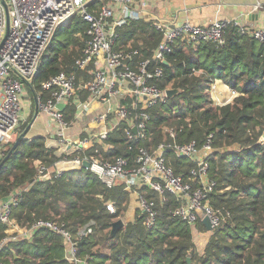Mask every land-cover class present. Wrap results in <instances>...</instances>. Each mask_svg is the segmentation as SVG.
Returning a JSON list of instances; mask_svg holds the SVG:
<instances>
[{"label": "trees", "instance_id": "obj_1", "mask_svg": "<svg viewBox=\"0 0 264 264\" xmlns=\"http://www.w3.org/2000/svg\"><path fill=\"white\" fill-rule=\"evenodd\" d=\"M85 30L86 24L77 18L57 32L42 58L34 82L37 90L52 76L76 73L74 62L82 50L77 35ZM120 37L125 48L139 50L142 58L150 57L161 40L154 22L152 26L141 21L123 28ZM224 38L222 46L177 45L166 55L167 65H159L162 78L157 85L178 89L180 94L153 107L144 142L150 149L170 141L172 132L177 143L195 140L202 144L213 135V147L219 152L210 161L208 176L216 182L210 204L229 213L223 225L210 231L203 223L190 226L170 215L172 203L161 205L156 199L157 222L146 230L134 197L120 186L106 189L86 170L85 174L68 172L52 184L38 183L34 163L50 166L56 157L53 149L44 146L43 137H34L21 141L0 167V199L23 190L9 222L0 223V243L8 239L0 251L1 263L69 264L63 239L48 230L22 239L36 222L51 221L72 235L90 223L93 233L102 234L103 251L93 252L97 245L93 234L79 244L78 256L86 258L87 264H264V144L260 142L264 133V44L236 28L227 29ZM192 70L202 73L194 76ZM217 80L237 93L231 103L220 107L212 105L207 93ZM25 128L17 129L15 135ZM116 144L113 151L92 154L105 160L134 158L136 143L118 139ZM5 145L8 149L1 162L12 146ZM169 162L177 173L190 169L185 162ZM147 196L155 198L150 191ZM108 202L115 204V214L107 211ZM127 212L129 217H124ZM118 219L125 226L110 239L111 224Z\"/></svg>", "mask_w": 264, "mask_h": 264}, {"label": "built area", "instance_id": "obj_2", "mask_svg": "<svg viewBox=\"0 0 264 264\" xmlns=\"http://www.w3.org/2000/svg\"><path fill=\"white\" fill-rule=\"evenodd\" d=\"M253 10L264 14V2ZM77 18L86 24V30L77 35L82 50L74 62L76 73L52 76L37 90L34 82L43 56L57 32ZM137 21L152 26L154 22L161 35L160 43L147 58H142L139 50L121 44L120 31ZM229 28L264 44V23L249 28L235 20L208 26L194 25L187 19L155 21L153 0H0V145L14 143L12 139L23 121L21 102L27 88L36 112L33 119L43 121L44 146L53 149L56 157L50 166L34 163L36 182L52 184L68 172L86 170L106 189L120 186L134 197L146 230H152L157 222L156 199L161 205L172 203L170 215L190 226L207 218L211 229H218L229 213L210 204L216 189V182L208 176L210 161L219 152L213 147V135L209 134L202 144L195 140L177 143L172 132L170 141L150 149L144 142L151 110L167 100L169 89L157 85L162 78L159 65L166 61V55L177 45L222 46ZM201 73L191 71L194 76ZM216 83L213 81L207 91L212 105L232 102L222 103L214 96ZM58 105H64L63 110ZM118 139L136 143L138 148L131 161L123 157L105 160L92 154L97 150L113 151ZM3 156L0 150V162ZM171 159L185 162L190 169L177 173ZM84 163H88L87 169ZM148 191L155 198H149ZM22 192L16 189L0 199V223L9 222ZM106 209L116 213L113 202H108ZM92 225L72 235L63 225L38 221L24 231L22 239L29 240L35 232L48 230L63 239L69 264H87L86 258L78 256V246L93 234ZM7 240L0 243V251Z\"/></svg>", "mask_w": 264, "mask_h": 264}, {"label": "crops", "instance_id": "obj_3", "mask_svg": "<svg viewBox=\"0 0 264 264\" xmlns=\"http://www.w3.org/2000/svg\"><path fill=\"white\" fill-rule=\"evenodd\" d=\"M263 2L264 0H153V19L155 21L167 20L168 22L187 19L190 23L198 26H208L224 20H235L246 27L255 28L263 25L264 14L262 11H254L253 7ZM253 14L257 18L249 17ZM214 96L222 103H227L235 98L222 80H217ZM36 120H33L32 125ZM39 120L41 119L39 118ZM41 136H43V121ZM34 137L35 134L32 138ZM129 215L127 212L124 217H129Z\"/></svg>", "mask_w": 264, "mask_h": 264}, {"label": "rangeland", "instance_id": "obj_4", "mask_svg": "<svg viewBox=\"0 0 264 264\" xmlns=\"http://www.w3.org/2000/svg\"><path fill=\"white\" fill-rule=\"evenodd\" d=\"M62 39H63V37L60 36V38L58 40L61 41ZM21 104H22V107H23L22 108L23 109V111H22L23 121L20 123L18 129H21V127L23 125H26V128H27L28 125L32 122V119H33L34 114H35L33 98H32V95H31L30 91L27 88L24 89L23 99H22ZM26 128L22 131V133L26 130ZM41 132H42V121L37 119L33 123V125H31V127L29 128V130H28V132H27V134L25 136V140L24 141L25 142H29L30 140H32V136L34 134H35V137H40L41 136ZM17 138H18L17 135H15V137H13V139H12L13 142H15ZM260 142H261V144H264L262 136L260 138ZM6 149H8V146L0 145V150L5 151ZM34 167H35V164H34ZM83 174H85V171H83ZM102 239H103L102 234L96 233V232L93 233L92 240L95 241V243L97 244L95 246V248H93V252H95V251H103L102 244H101V240Z\"/></svg>", "mask_w": 264, "mask_h": 264}, {"label": "water", "instance_id": "obj_5", "mask_svg": "<svg viewBox=\"0 0 264 264\" xmlns=\"http://www.w3.org/2000/svg\"><path fill=\"white\" fill-rule=\"evenodd\" d=\"M250 18H257V16L255 14L253 15H249ZM164 65H167V62L164 61L163 62ZM180 94V91L178 89H169L166 91V97L167 99H173L174 97H177L178 95ZM57 108L59 110H63L64 108V105H58ZM35 116H36V112H35ZM34 120V119H33ZM32 120V122H33ZM32 122L28 125V127L26 128V130L21 133L18 138L16 139V141L12 144L11 148H10V151L8 153V155L6 156V158L0 163V167L3 165V163L8 159V157L17 149L18 147V144L25 140V136L29 130V128L31 127L32 125ZM135 131V130H134ZM262 139L264 141V133L262 134ZM88 167V163H84L83 164V168L84 169H87ZM203 225L206 227L207 230H211V226H210V223H209V220L207 218H205L203 221H202ZM125 226L124 224V221L122 219H118L117 221L113 222L111 224V230H110V234H109V238L112 239L116 233L118 231H120L121 229H123ZM187 262L189 263V260H187Z\"/></svg>", "mask_w": 264, "mask_h": 264}]
</instances>
